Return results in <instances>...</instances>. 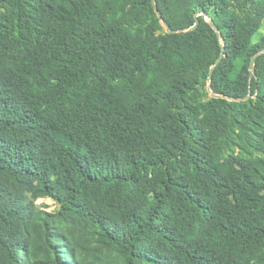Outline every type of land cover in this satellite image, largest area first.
<instances>
[{
    "label": "trees",
    "instance_id": "trees-1",
    "mask_svg": "<svg viewBox=\"0 0 264 264\" xmlns=\"http://www.w3.org/2000/svg\"><path fill=\"white\" fill-rule=\"evenodd\" d=\"M155 2L0 0V264H264V0Z\"/></svg>",
    "mask_w": 264,
    "mask_h": 264
},
{
    "label": "water",
    "instance_id": "water-1",
    "mask_svg": "<svg viewBox=\"0 0 264 264\" xmlns=\"http://www.w3.org/2000/svg\"><path fill=\"white\" fill-rule=\"evenodd\" d=\"M151 1H152L154 9L157 12L158 17L161 18V14L157 10V5H156L155 0H151ZM197 17H198V15H195V24L192 27L187 28L185 30L180 29V30H177V31H172V30H170L169 26L165 22L163 23V26H164L166 32H168V33H173V32L174 33H180V32H185V31H191V30H194L195 28H197V26L199 24V22L197 20ZM207 21L209 22L210 26L215 31V33L218 36V38H220L219 30L216 27V25L214 24V22L210 18H207ZM224 51H225V48H224L223 42H221V53H220L219 57L216 59L215 63L212 65V67L210 68V71H209V76H208V80H207V91L209 92V95L211 97H214V98H225V99H227L229 101H235V102L248 100L251 97L250 95H247L245 98H242V99H233V98L223 97V96H220V95H215L210 89V82H211V79H212V76H213L214 68L221 61L222 57L224 56ZM263 53H264V49L259 51L257 54H255L254 56L251 57L250 64H249V71H250L251 75H253V73H254V65H255L256 58L258 56H260L261 54H263Z\"/></svg>",
    "mask_w": 264,
    "mask_h": 264
},
{
    "label": "rangeland",
    "instance_id": "rangeland-1",
    "mask_svg": "<svg viewBox=\"0 0 264 264\" xmlns=\"http://www.w3.org/2000/svg\"><path fill=\"white\" fill-rule=\"evenodd\" d=\"M261 35H264V23H263V25H261V27L259 28V31H258V32L252 37V41H253V42H257V41L259 40V37H260ZM37 204H39V205H40V204H47V205H48V209H47V211L53 210L54 207H55L54 203H53L52 201L48 200V199H46V200H43V199L38 200V201H37Z\"/></svg>",
    "mask_w": 264,
    "mask_h": 264
}]
</instances>
